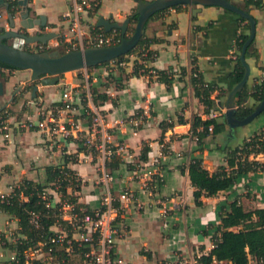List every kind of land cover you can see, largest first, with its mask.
Here are the masks:
<instances>
[{"label":"crops","instance_id":"obj_1","mask_svg":"<svg viewBox=\"0 0 264 264\" xmlns=\"http://www.w3.org/2000/svg\"><path fill=\"white\" fill-rule=\"evenodd\" d=\"M135 4L133 0H99L97 7L85 18L95 26L99 16L122 22L130 16ZM28 7L30 16L46 17V27L35 28L34 32L58 33L67 28L62 14L69 7L68 0H29ZM249 13L256 20L252 45L258 58L246 57L250 68L245 84L248 95L242 98L236 95L235 110L241 106L252 112L260 101L249 93L256 83L264 80V4L261 8L251 7ZM8 25L7 11L2 5L0 31ZM248 34L246 21L218 6L201 7L194 15L191 6L181 5L151 17L144 35L152 40L148 49L154 52V57L146 61V65L172 73L174 78L170 84L148 75H133L138 58L135 53L119 61L110 75L107 76L103 68V74L96 73L90 80L92 88L109 97L99 105L93 100L91 103L105 114L110 141L121 142L127 148L114 168L106 166L99 155L81 158V149L75 142L53 145L45 133L28 128V119H38V106L59 103L66 86L82 90L86 84H80L79 80L69 84L59 78L55 85L40 87L34 99H31V88L25 89L22 101L11 106L16 112L9 110L0 116L5 126L0 127V194L10 195L25 179L45 183L46 167L64 165V154H67L74 159L66 166L81 182L79 191L68 187L67 193L74 194L84 208L99 209L106 191L114 196L121 191L132 195L129 202H120L122 211L116 219V258L124 264H198L197 258L213 246L211 237L220 223V212L229 210L232 201L237 200L245 210L264 208V171L239 174L230 187L215 196L202 197V205L198 206L187 171L180 170L192 159H200L208 171L214 172L226 165V149L264 130V111L249 123L234 127L227 124L225 116L227 95L237 83L235 68L240 52L235 42L239 35ZM194 71L204 83L214 86L209 113L195 95L191 82ZM28 75V70L1 69L0 80L5 92L0 96V106L15 90L16 81L22 83ZM14 101L15 97L12 103ZM84 109L79 104L75 118L80 128L86 130L88 119L83 114ZM178 117L182 118V123L177 121ZM194 117L214 118L223 125V130L215 134L209 132L198 143L196 132L201 131L202 126L192 129ZM135 121L139 122L138 126ZM170 121L173 126L164 128L160 142V124ZM144 145L149 147L145 161L139 159ZM249 158L262 162L264 153ZM47 191L52 207L66 201L56 189L48 187ZM70 212L64 209L65 218ZM64 222V225H52L49 230L69 232L70 225ZM18 229L17 219L0 211V238L14 242L21 236ZM12 254L0 244V264H10Z\"/></svg>","mask_w":264,"mask_h":264},{"label":"trees","instance_id":"obj_2","mask_svg":"<svg viewBox=\"0 0 264 264\" xmlns=\"http://www.w3.org/2000/svg\"><path fill=\"white\" fill-rule=\"evenodd\" d=\"M242 10L248 11L251 7L261 8L264 0H241L236 2L230 0ZM9 10L14 12L18 9L17 0H8ZM181 5L173 8H180ZM228 11V10H226ZM162 12V11H161ZM230 12V11H228ZM158 13V12H157ZM155 13L153 16H155ZM232 13V12H231ZM237 15V14H236ZM152 16V17H153ZM132 20L135 21L136 14H131ZM242 21L247 20L240 17ZM248 24V22H247ZM248 35H239L236 39L235 45L238 51H241L242 45ZM152 40L143 35L138 45L125 55L119 56L113 61H122L126 55L135 53L137 59L135 60L132 74L136 76L148 75L156 81L169 85L174 78L173 74L158 69H150L146 65V61L154 57V52L148 49ZM145 54V56L143 55ZM253 55L258 58L257 51L253 48L252 43L248 46L245 57ZM140 59V60H139ZM109 62L101 65H106ZM4 68L15 69L2 64ZM155 73L152 74L150 71ZM243 65L239 61V54L236 58L235 77L237 82L243 76ZM194 73H196L194 75ZM191 77V82L194 92L199 101L206 107L205 112L209 113L213 106V100L210 98L214 86L206 84L202 81L197 72L194 71ZM92 100L95 105L107 100L109 97L105 92H100L95 88H91ZM248 95L245 88L237 93V96L242 98ZM252 97L261 101L264 97V80L256 83L252 91L249 93ZM4 112H9L4 109ZM251 110L238 106L234 112V117L243 118L247 116ZM3 112H0V116ZM178 122L182 123V118L178 117ZM212 125V133H218L223 130V125L219 124L214 118L201 120L199 117H194L192 122V129L195 130L197 126H202V130L196 132L197 141L200 143L208 134V126ZM173 122L161 123L162 135L160 142L163 141V132L165 127H172ZM149 147L144 145L142 147L139 159L146 160ZM264 153V130L253 134L250 138L244 140L242 144L226 149V165L220 166L216 171L210 172L203 165L200 159H192L185 168H181V172L187 171L191 185L194 188L193 197L195 204L202 205V197H212L220 191L226 190L232 185L239 174H246L248 172L264 171V161L260 162L250 159L251 155ZM74 157L69 158L64 154V165L48 166L46 167V181L45 183H37L31 180H23L20 184L13 188L12 193L3 201L0 202V211L12 215L17 219L18 232L20 237L14 242H8L4 238H0V244L3 248L11 250L15 254L17 263L25 264L24 253L29 247L34 246L37 242L44 240L50 234L49 228L56 224L64 225L65 222L58 216V206H46L47 201H50L51 196L47 194L45 199L42 198L43 192L48 187L56 189L66 200L74 205V212L80 213V208H84L82 204L77 202V197L74 194H68L67 188L70 187L72 191H79L81 182L75 172L66 166V163ZM120 156H113L110 162L106 161V166L114 168L118 166ZM115 206L119 202H114ZM86 213L93 215V211L85 208ZM32 213H40V227L35 228L30 223V216ZM121 211L119 212V215ZM118 215V217H119ZM212 248L208 253L202 254L197 258L198 264H264V208H255L253 210H245L241 203L237 200L229 204V210H222L220 212V223L217 225L215 233L211 237ZM86 250V249H85ZM83 251V250H82ZM82 251H80L82 253ZM63 258L65 250L58 251Z\"/></svg>","mask_w":264,"mask_h":264},{"label":"built area","instance_id":"obj_3","mask_svg":"<svg viewBox=\"0 0 264 264\" xmlns=\"http://www.w3.org/2000/svg\"><path fill=\"white\" fill-rule=\"evenodd\" d=\"M68 1L69 7L62 14L64 21L67 22V28L58 32L57 37L46 43L28 44L26 48L29 51H48L60 44L68 47L66 50L69 51L91 46H110L114 45L112 43L116 36L119 38L118 42L120 41L119 31L105 32L103 28L86 21L85 16L97 7L99 0ZM36 32L40 31L36 30ZM143 55L145 56V54ZM150 72L155 73L153 70ZM105 73L108 76L111 74V70ZM84 81L86 84L84 90L66 86L59 103L51 104L48 107L38 106V119L35 121L28 119V128H36L45 133L53 145L60 142L66 145L75 142L81 149L80 154L83 159L93 155H99L104 161L110 160L113 156L121 157L127 148L121 142L110 141L105 114L99 107L91 103L90 79L86 76ZM79 104L84 106L83 114L88 119L86 130L80 128V123L75 118ZM138 125L139 122L135 121V126ZM0 127L5 128L1 118ZM212 129V125L208 126L209 132ZM78 154L76 153L77 157ZM46 192L50 195L46 190L43 192V199L46 197ZM8 196L0 194V202H3ZM131 199L132 195L128 191H121L118 196L106 191L101 200V207L93 211L92 216L86 213L85 208H80V213H76L72 203L67 200L61 202L58 207V216L61 220L68 222L69 232H51L49 230L50 234L44 240L29 247L24 253L25 264H63L64 260L58 256V251L61 249L67 253L81 254V257L84 258L83 264H124L121 259L114 256L117 234L116 219L119 212L122 211L120 202H129ZM115 201L119 202L118 206L114 205ZM46 206H51V199L47 201ZM65 208L71 211L67 218L64 216ZM41 216L40 213L31 214L30 223L35 228L40 227ZM9 262L10 264L17 263L14 253L10 256Z\"/></svg>","mask_w":264,"mask_h":264},{"label":"water","instance_id":"obj_4","mask_svg":"<svg viewBox=\"0 0 264 264\" xmlns=\"http://www.w3.org/2000/svg\"><path fill=\"white\" fill-rule=\"evenodd\" d=\"M136 3L135 21L131 15L124 18L122 22L111 21L108 18L99 16L96 26L103 28L105 32L117 30L120 32V41L110 46H91L76 50L58 53L57 51H29L26 47L34 42L46 43L48 40L57 37L54 31L29 32L35 27L45 28L46 17L30 16L28 7L29 0H17L18 10H9L8 0H0V6L7 11L9 21L8 28L0 31V68L2 64L18 69L28 70L27 80L16 87L10 98L0 106V112L6 109L13 101L15 95L26 85L31 86V99L37 97L40 87L55 85L59 76L65 72L77 71L85 68L113 61L119 56L125 55L133 50L145 33L147 21L157 12L177 5H188L192 7V14H197L201 7L218 6L238 16L245 18L249 25V34L244 41L239 61L243 65V76L240 81L229 91L225 101V116L227 124L231 127L244 125L253 120L264 111V97L260 104L247 116L243 118L234 117L235 97L245 86L250 73L249 65L246 62L245 53L248 46L255 37L256 20L245 10H242L230 0H133ZM17 18V20H15ZM134 24L132 32L128 34L130 26ZM4 83L0 80V96L4 95Z\"/></svg>","mask_w":264,"mask_h":264},{"label":"rangeland","instance_id":"obj_5","mask_svg":"<svg viewBox=\"0 0 264 264\" xmlns=\"http://www.w3.org/2000/svg\"><path fill=\"white\" fill-rule=\"evenodd\" d=\"M135 8H136V4L134 5L132 11L130 12V15L135 13ZM134 25V24H133ZM133 28V27H132ZM132 32V29H130L128 31V34H130ZM119 38L118 36H116L114 38V41L112 44H116L118 42ZM68 47L60 44L59 46H55V47H52L50 50H48L49 52L51 51H57L58 53H64L66 51H69V50H66ZM85 48V47H83ZM78 49V48H77ZM118 65V61H110L108 63V66H103V65H97L95 67H90V68H85V69H81V70H77V71H72V72H65L63 74H61L59 76L60 79H62L63 81H66L70 84V82H77L79 80L80 84H85V81L84 79L86 78V76L88 77V79L91 80L92 76L95 75L96 73H99V74H103V68H105L107 71L111 70L112 68H115L116 66ZM26 72V70H23ZM29 72V71H28ZM11 73H9L10 75ZM26 80L22 81V83H24ZM20 80H17L15 85H14V89L19 86L20 84ZM82 90H84V88H82ZM25 91V89H21L20 92L15 96V101L14 103L10 104L6 109L8 110H11V112H16L12 109L11 106L15 105L16 103H20L23 99V92ZM11 96V95H10ZM9 96V98H10ZM3 97V96H2ZM8 98V99H9ZM7 99V100H8ZM7 100H4V103L7 101ZM3 103V104H4ZM5 109V110H6ZM3 114H5L4 111H2ZM58 256L59 253H58ZM64 260V263L63 264H83V260L84 259L83 257H81V254H78V253H67L65 256H63L62 258Z\"/></svg>","mask_w":264,"mask_h":264},{"label":"flooded vegetation","instance_id":"obj_6","mask_svg":"<svg viewBox=\"0 0 264 264\" xmlns=\"http://www.w3.org/2000/svg\"><path fill=\"white\" fill-rule=\"evenodd\" d=\"M2 68H4V67L2 66ZM2 68H0V71H1ZM31 86H32V84H28V85L24 86L23 88L29 90V89L31 88ZM23 88H22V89H23ZM15 89H16V88H15Z\"/></svg>","mask_w":264,"mask_h":264}]
</instances>
